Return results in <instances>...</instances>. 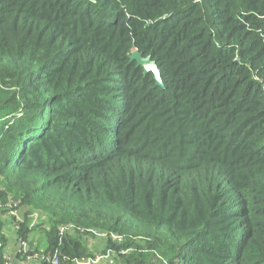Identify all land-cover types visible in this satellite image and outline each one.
Listing matches in <instances>:
<instances>
[{
	"label": "trees",
	"instance_id": "16d2710c",
	"mask_svg": "<svg viewBox=\"0 0 264 264\" xmlns=\"http://www.w3.org/2000/svg\"><path fill=\"white\" fill-rule=\"evenodd\" d=\"M263 82L264 0H0V264H264Z\"/></svg>",
	"mask_w": 264,
	"mask_h": 264
},
{
	"label": "water",
	"instance_id": "95a60500",
	"mask_svg": "<svg viewBox=\"0 0 264 264\" xmlns=\"http://www.w3.org/2000/svg\"><path fill=\"white\" fill-rule=\"evenodd\" d=\"M130 62H136L137 67L142 66L144 68V74L147 75L152 73L154 76V80L158 87H164V82L161 78V71L157 66L156 62L151 59L150 56L143 57L141 53L138 51H134L130 55ZM264 88V82H263Z\"/></svg>",
	"mask_w": 264,
	"mask_h": 264
},
{
	"label": "built area",
	"instance_id": "2783aa9c",
	"mask_svg": "<svg viewBox=\"0 0 264 264\" xmlns=\"http://www.w3.org/2000/svg\"><path fill=\"white\" fill-rule=\"evenodd\" d=\"M0 208H2L1 203H0ZM9 215H12V216L18 217L17 210H11V212H9ZM32 217H33V219H34L32 225L37 224V222H38V220H39V215H38V214H34ZM65 230H66L65 228H61V233L64 232ZM26 248H27V244H26V243H21V244H19V246H18V250H19V251H22V250L25 251ZM105 255H106V257H111V255H110L109 252H108L107 254H105ZM7 259H8L9 261H11V260H12V257H11V256H8ZM33 259L42 262V261L45 259V256H38V255H35V256L32 257V258H31V257L28 258V261H32ZM89 260H90V259H78V260L75 261L74 264H90ZM99 260H100V259L98 258L97 261H99ZM50 262H51V264H60V260H59L58 256H54L53 258H51V261H50ZM108 262H109V264L112 263V259L108 260ZM106 263H107V261H106ZM21 264H24V263H21Z\"/></svg>",
	"mask_w": 264,
	"mask_h": 264
},
{
	"label": "rangeland",
	"instance_id": "374dc122",
	"mask_svg": "<svg viewBox=\"0 0 264 264\" xmlns=\"http://www.w3.org/2000/svg\"><path fill=\"white\" fill-rule=\"evenodd\" d=\"M38 239L39 240L41 239V245L39 247V254H42L43 251L45 250V240L43 238H40V237ZM14 244H15L14 241H11L10 247L8 249L12 248L14 246ZM98 258L100 259L99 261H97ZM88 259H90L89 260L90 264H100V263L106 262V261H107V264H109L108 260H110L111 257H106V255H97L95 257H91ZM27 264H39V262H38V260L33 259L32 261L27 262Z\"/></svg>",
	"mask_w": 264,
	"mask_h": 264
},
{
	"label": "crops",
	"instance_id": "0c3cea01",
	"mask_svg": "<svg viewBox=\"0 0 264 264\" xmlns=\"http://www.w3.org/2000/svg\"><path fill=\"white\" fill-rule=\"evenodd\" d=\"M89 243H90V247H92V248L102 249L105 246V241L100 236L95 238V239H90ZM17 248H18V246H13L12 248L7 249L8 255L13 257L15 255V253H16ZM27 262H30V261H25L24 264H27ZM38 262H39V264H42L40 261H38ZM100 264H107V263L106 262H102Z\"/></svg>",
	"mask_w": 264,
	"mask_h": 264
}]
</instances>
